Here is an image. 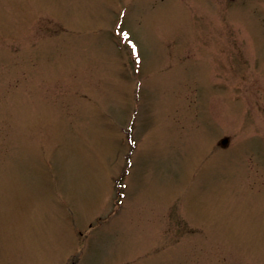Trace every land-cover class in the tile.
<instances>
[{"label": "rangeland", "instance_id": "374dc122", "mask_svg": "<svg viewBox=\"0 0 264 264\" xmlns=\"http://www.w3.org/2000/svg\"><path fill=\"white\" fill-rule=\"evenodd\" d=\"M0 264H264V0H0Z\"/></svg>", "mask_w": 264, "mask_h": 264}, {"label": "snow or ice", "instance_id": "6c2138e0", "mask_svg": "<svg viewBox=\"0 0 264 264\" xmlns=\"http://www.w3.org/2000/svg\"><path fill=\"white\" fill-rule=\"evenodd\" d=\"M124 38L127 39V34H124ZM136 54V49L133 47V55Z\"/></svg>", "mask_w": 264, "mask_h": 264}, {"label": "water", "instance_id": "95a60500", "mask_svg": "<svg viewBox=\"0 0 264 264\" xmlns=\"http://www.w3.org/2000/svg\"><path fill=\"white\" fill-rule=\"evenodd\" d=\"M226 142H227V139L225 138V139H223V140H221V145H225L226 144Z\"/></svg>", "mask_w": 264, "mask_h": 264}]
</instances>
